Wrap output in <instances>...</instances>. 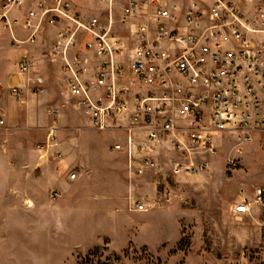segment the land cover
<instances>
[{
  "label": "built area",
  "instance_id": "built-area-1",
  "mask_svg": "<svg viewBox=\"0 0 264 264\" xmlns=\"http://www.w3.org/2000/svg\"><path fill=\"white\" fill-rule=\"evenodd\" d=\"M98 1L110 11L121 4V21L130 22L132 46L126 62L118 59L124 44L111 23L73 13L68 0H0V19L9 28L29 30L24 40L13 36V46L33 42L43 23L70 24L60 27L49 54L60 61L65 90L93 128L127 131L133 175L156 167L152 153L158 145H168L184 160L174 162V173H192L207 167L224 146L227 164L236 166L245 145L256 137L264 144V0ZM25 6L22 18L9 16ZM90 55L98 66L85 79ZM32 69L25 52L17 71L26 82L9 86L17 101L23 88L43 91L42 78L29 76ZM136 133L144 141L132 139ZM45 144H59L53 127ZM53 155L62 159L58 149ZM77 175L74 169L66 172L69 181ZM160 197L169 202L171 191L165 189ZM252 203L264 205L263 187L254 189L252 202L235 203L232 212L248 214ZM132 205L136 211L148 209L144 200Z\"/></svg>",
  "mask_w": 264,
  "mask_h": 264
},
{
  "label": "rangeland",
  "instance_id": "rangeland-1",
  "mask_svg": "<svg viewBox=\"0 0 264 264\" xmlns=\"http://www.w3.org/2000/svg\"><path fill=\"white\" fill-rule=\"evenodd\" d=\"M48 26L43 23L39 29L33 54L34 72L46 75V91L39 95L28 92L26 102L19 103L7 85H0L2 126L10 127L5 132L13 139L8 145L0 133V169L40 174L44 166L38 149H46L42 140L53 127L57 141L64 147L58 150L66 163L54 173L62 185L56 184L55 178L48 182L47 200L57 203L50 214L53 220L57 212L61 219L59 212L63 210L62 230L56 232L55 227H49L45 236L38 228L31 234L16 233L0 240V264H39L41 254L43 261L46 257L44 264H78L90 252L94 256L88 264L106 260L110 264H264V205L252 203L250 212L240 216L232 212L235 203L242 199L252 202L254 189L264 188L262 139L256 137L243 147L236 166L227 164L228 150L224 146L209 158L207 167L192 173H174V162L184 160L168 145H158L153 151L156 167L140 176L129 175L127 131L96 130L76 110L74 100L63 94L57 63L44 58L52 46ZM8 28L0 19L1 48H12ZM116 32L129 36L123 28ZM15 35L23 37L16 31ZM0 59L2 68L12 64L5 50ZM51 107L56 109L53 114L46 111ZM73 139L80 141L78 147L72 146ZM115 143L121 148L114 149ZM68 147L73 149L66 151ZM72 169L78 175L69 181L66 172ZM28 179L13 176L6 181L5 186L12 187L9 194L20 192L25 196ZM55 189L60 192L56 198L50 194ZM165 189L171 191L169 202L159 201ZM39 195L44 197L43 193ZM108 196L112 207L103 200ZM13 200L20 201V197ZM134 200H144L148 209L128 217L125 212ZM20 223L16 227L20 228ZM128 232L131 236L125 243ZM104 233L111 238L101 236Z\"/></svg>",
  "mask_w": 264,
  "mask_h": 264
},
{
  "label": "crops",
  "instance_id": "crops-1",
  "mask_svg": "<svg viewBox=\"0 0 264 264\" xmlns=\"http://www.w3.org/2000/svg\"><path fill=\"white\" fill-rule=\"evenodd\" d=\"M68 1L70 2L71 11L73 13L80 14L85 19L93 17V16H97L100 19L102 25H108L109 23H111L112 29L114 30V33H115L114 35H116L119 38V40L124 44L123 52L120 56H118V59L121 62L122 61L126 62L129 58L130 47L132 46V43H131V37L132 36L130 34V31H129V29L131 28L130 22L129 21H121V16H122L121 15V4H115L111 8V11H110V10H108V6L106 3L100 2L98 0H83L85 2H90V3L97 2L96 5H86V4L83 5V4H80L79 2H77V0H68ZM47 2L51 3V0L47 1ZM26 9H27L26 6L22 7V8H18V9H13L9 12V16L22 18L25 15ZM60 24H61L60 26H59V24L56 26H51V25L48 26V28H49L48 31L50 32V34L52 36V44L54 43V41L56 39V34L60 30V27L62 25L68 24V22L61 21ZM68 25H70V24H68ZM119 28L126 29L129 33V36L122 37V35H119L116 32L117 29H119ZM8 29H9V32L7 31V33L10 34L11 41H12L13 36L17 39L24 40L29 34V30L24 29L20 26H12L11 28H8ZM15 31L18 35L23 36V37L22 38L17 37L15 35ZM39 35H40V33L38 31L33 42H24V43L18 44L17 46H13L12 42H11L12 48L11 47H6V48L0 47V56H1L2 52L5 50V52H8L9 56L11 57V62H12V64L8 67L2 68L0 66V85H2V86L7 85V87L9 88V86L22 85L26 82V77L22 76L18 73L17 64H18L19 60L21 59L22 55L25 52H28V54L30 55V57L33 61V69L30 71L29 76H36V75L40 76L43 80V91L41 93L46 91V80H47L46 75L43 72H39V73L34 72L35 61L33 58V54H34V51L36 50L35 47H36L37 39H38ZM125 38H127L128 40H125ZM86 39L87 38H85V40ZM27 43L29 44V46L27 45ZM51 47L52 46H50V48H48V50H46L47 53L44 54V58L50 59V60L55 61L57 63V67H58L57 78H58V80H60L61 82L64 83V80H63L64 74L62 71L60 61L57 60L54 56L49 54ZM125 55H127V56H125ZM0 63H1V61H0ZM97 66H98L97 58L95 56L90 55L89 60L85 64V70L83 73L84 78L85 79L91 78L92 75L94 74ZM28 92L36 94V93L30 91V89H28V87L23 88L21 95H20L21 101H17V102H19V103L26 102L25 96L28 94ZM62 92H64L63 94L68 95V93L65 90V86H63ZM14 99H15V97H14ZM54 110H56V109L53 107L46 109V111L51 113V114H53L52 112ZM56 113H54V114H56ZM0 120H2V123H0L1 136L5 137L4 139L6 140L8 145L13 144V139L9 136H6V132H5L6 130L8 131V129L10 127L9 126H6V127L2 126L4 123V119L0 117ZM46 132H48L47 129H46ZM80 138H81V134H80ZM140 138H142L143 140H139ZM76 139H73L71 142L72 146L74 148L78 147L80 144V141L78 143V140L76 141ZM132 139H134L136 141H144L143 135H141L139 133L134 134L132 136ZM42 142H45V143L48 142V136H46V138L44 136ZM59 146L62 149H64L61 142H60V144H58L57 147H49V148L45 149L44 146H42V149H38V151L40 152L41 164L44 166V167H42V170H41L40 174H38V175H35L31 172L21 171V170H2V169H0V178H1L0 179V189H1V192L3 193V195H0V240L9 239L12 234H16V233H23V232L28 233L29 232L31 234L34 230H37L38 228L42 232H44L45 236H47V234H48L49 227H51V228L55 227L56 232L58 231V229L62 230V224H61L62 222L61 221H62V216H63V210H61L59 212L61 219L58 217V212H57L56 216L53 220L50 214H51L52 209H54V207L57 206V203L56 202H50L47 200L48 182H53L54 181L53 178L56 179L54 173L55 172L59 173L61 171L62 166L66 163L65 157L63 159L59 160V159H55V157L53 155L54 151L56 149H59ZM73 147H68L65 150L67 151L69 148L73 149ZM125 151H128V144H127V146H125ZM126 160H127V158H126ZM125 164L127 167V162ZM25 173H27V174H25ZM128 174H129V172H128ZM129 175H132V173ZM13 176L19 177V178L26 176L27 178H29L28 179L29 185H26V191L23 192V193H25V196L21 195L22 193H20V192L9 194L11 192L12 187H11V185H7V187H6L5 183H6V181H9L10 178H12ZM66 178H67V176H66ZM55 183L62 185L63 181L56 179ZM16 187H18V186H15L14 189H16ZM14 189H13V191H14ZM54 191H58V189L51 190L50 194L52 195V192H54ZM40 193H43L44 197L40 196L39 195ZM14 194H16L17 196H15ZM16 197H20V201L13 200V198H16ZM103 200L107 202V203L105 202L106 205H109L110 207H112L111 206L112 199L110 196L104 197ZM120 202H121V200H120ZM132 202L130 203L129 212L128 211L125 212V214L128 217H133L135 214L134 212L136 211L133 209ZM49 209H50V212H49ZM55 209H56V207H55ZM18 221L21 222L19 225L20 228L16 227ZM129 232H128V236L126 237L125 243L130 239L131 235L129 236V234H130ZM101 236L111 238V236H109L107 233H104ZM98 245H99V243H98ZM94 246H96V245H94ZM2 251H3L2 248H0V253ZM5 256H7V255L5 254ZM46 262H47L46 257H45V260L43 261L42 254H41L39 264H44Z\"/></svg>",
  "mask_w": 264,
  "mask_h": 264
},
{
  "label": "trees",
  "instance_id": "trees-1",
  "mask_svg": "<svg viewBox=\"0 0 264 264\" xmlns=\"http://www.w3.org/2000/svg\"><path fill=\"white\" fill-rule=\"evenodd\" d=\"M94 256V252H90L89 254L85 255L78 264H88L89 262H91V257ZM102 264H110L109 262H107V260L105 262H102Z\"/></svg>",
  "mask_w": 264,
  "mask_h": 264
}]
</instances>
